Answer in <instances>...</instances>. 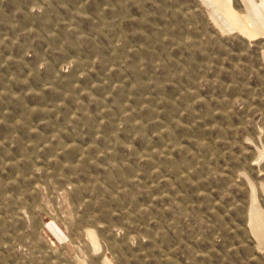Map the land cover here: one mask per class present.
<instances>
[{"label": "rangeland", "instance_id": "obj_1", "mask_svg": "<svg viewBox=\"0 0 264 264\" xmlns=\"http://www.w3.org/2000/svg\"><path fill=\"white\" fill-rule=\"evenodd\" d=\"M223 1L0 0V264H264V24Z\"/></svg>", "mask_w": 264, "mask_h": 264}, {"label": "crops", "instance_id": "obj_2", "mask_svg": "<svg viewBox=\"0 0 264 264\" xmlns=\"http://www.w3.org/2000/svg\"><path fill=\"white\" fill-rule=\"evenodd\" d=\"M223 2L228 3L227 0ZM240 2H242L246 6L247 15L249 16V18L264 24V0H258L257 2H254L253 0H236V4L241 8L242 6L240 5ZM261 29L264 30V27H261ZM261 38L262 40H264V37ZM261 216L264 217V212H260L259 216H257L258 222L254 227L255 234H257L259 238L264 240V218H262Z\"/></svg>", "mask_w": 264, "mask_h": 264}]
</instances>
